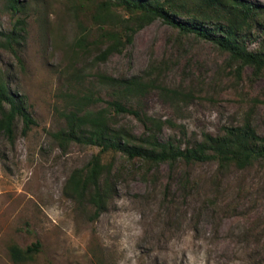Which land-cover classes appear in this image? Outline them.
I'll return each mask as SVG.
<instances>
[{
  "label": "rangeland",
  "instance_id": "obj_1",
  "mask_svg": "<svg viewBox=\"0 0 264 264\" xmlns=\"http://www.w3.org/2000/svg\"><path fill=\"white\" fill-rule=\"evenodd\" d=\"M20 1L24 8L13 16L6 0H0V30L9 31L16 18H26L17 49L20 62L0 47V74L11 91L25 95L35 123L24 132L19 119L12 142L0 136V264H264V165L220 168L215 161L192 162L184 166L183 183L172 182L169 199L164 194L169 167L161 164L150 177L137 173L121 181L95 218L89 206L84 211L63 194L73 169L98 148L76 143L60 148L51 135L65 124L60 112L80 87L98 91L101 101L93 109L111 97L94 79L79 85L71 75L86 66L74 41L90 31L85 12L95 2ZM250 1L264 5V0ZM170 33L169 25L155 19L99 67L113 75L139 74L151 55L158 60L174 56ZM257 45L256 38L248 42L250 48ZM185 47L179 56L183 62L190 59L185 81H202V96L178 108L156 92L141 99L143 112L172 121L164 124L160 138H175L183 147L205 132L240 122L250 97L264 91V77L251 84L246 67L237 78L225 54L210 42L191 38ZM170 78L176 83L178 70ZM253 120L264 134V105L254 108ZM120 121L135 132L144 128L131 113ZM35 243L37 248L28 252Z\"/></svg>",
  "mask_w": 264,
  "mask_h": 264
},
{
  "label": "trees",
  "instance_id": "obj_2",
  "mask_svg": "<svg viewBox=\"0 0 264 264\" xmlns=\"http://www.w3.org/2000/svg\"><path fill=\"white\" fill-rule=\"evenodd\" d=\"M86 1L95 2L85 12L91 29L74 41L75 50L86 66L81 70L76 68L71 75L79 85L83 81L93 83L94 79L102 88L110 90L111 97L105 100L104 106L93 109L90 106L101 101L98 91L89 86L80 87L69 94L71 104L60 112L65 124L51 133L60 148L64 150L70 143L98 148L83 166L70 173L63 187L65 196L73 198L84 211L89 206L90 218H95L106 210L121 181L137 173L150 177L161 164L169 167V180L164 186V194L169 199L173 196L172 182L183 183L184 166L192 162L215 161L220 168L230 164L239 168L264 165V134L257 130L253 120L254 108L264 105L263 90L250 97L249 109L240 122L224 124L214 134L205 132L185 147L175 138H160L164 124L172 121L156 119L141 110V99L151 92L158 93L173 108L202 96V81H185L190 59L184 62L179 59L191 38L210 42L224 53L226 64L237 78L246 67L250 68L251 84L264 77V5L250 0ZM6 5L13 16L24 8L20 0H6ZM117 10H122L124 15ZM155 19L170 26L169 40L174 56L158 60L151 55L141 73L134 75L125 72L113 75L99 67L120 52L125 43H131L138 29ZM25 25V17L16 18L9 31L0 30V47L11 51L19 62L17 49L25 34ZM93 29L94 34L90 33ZM254 38L258 45L250 48L248 42ZM86 68L89 70L85 71ZM174 70L179 74L176 83L170 78ZM127 113L142 122L141 132L120 121V116ZM19 119L24 132L35 123L25 95L11 91L6 77L0 74V136L12 142ZM37 246L35 243L27 251ZM11 255L17 256L14 249Z\"/></svg>",
  "mask_w": 264,
  "mask_h": 264
}]
</instances>
